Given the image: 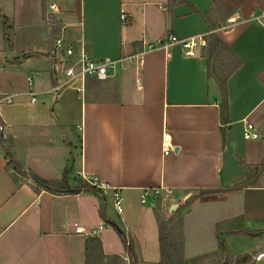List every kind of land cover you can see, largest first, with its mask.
<instances>
[{
  "label": "crops",
  "instance_id": "1",
  "mask_svg": "<svg viewBox=\"0 0 264 264\" xmlns=\"http://www.w3.org/2000/svg\"><path fill=\"white\" fill-rule=\"evenodd\" d=\"M221 1L231 13L215 10L214 0H70L68 13L57 0H0V264H86L85 241L100 226L104 253L130 264L108 220L134 241L139 264H160L157 202H141L144 189L159 186L175 191L162 201L164 213L199 190L217 191L182 210L187 259L218 250L220 222L242 216L246 224L264 223V0ZM52 2L60 6L58 29ZM62 33L84 38L96 59L144 49V62L119 68L110 79L117 89L105 98L91 89L105 81H89L85 92L56 91L51 51ZM211 33L241 60L227 81V121L219 85L209 78L208 46L188 56L168 42L170 35ZM247 123L257 138L244 137ZM165 134L174 148L169 155ZM10 158L53 180L72 163L78 176L111 187L103 201L91 191L52 193L15 177ZM245 166L260 170L251 186L233 190L247 179ZM112 187L122 191V213Z\"/></svg>",
  "mask_w": 264,
  "mask_h": 264
},
{
  "label": "trees",
  "instance_id": "2",
  "mask_svg": "<svg viewBox=\"0 0 264 264\" xmlns=\"http://www.w3.org/2000/svg\"><path fill=\"white\" fill-rule=\"evenodd\" d=\"M216 9L231 13V10L225 6L221 0H214ZM24 58L28 55H24ZM215 60L213 61V58ZM220 59H218V58ZM218 59V61H217ZM208 74L209 78H213L219 85L221 91V116L223 121L229 120V104L227 97V81L228 78L241 65V60L231 52L229 47L216 34L211 33L208 37ZM224 131V129H223ZM7 155L11 157L10 151ZM13 159L10 158V162ZM73 155L71 161H73ZM74 165L71 163L65 167L63 176L60 180L47 179L39 176L34 172L29 173L31 178L39 187L48 190L52 193H80L83 191H91L95 193L101 201L105 199L104 193L101 189L92 185L82 176L75 175L73 172ZM247 172V179L232 189L239 190L251 186L250 179L255 175L260 168L245 166ZM74 181V183H73ZM217 192L216 190H199L192 198L186 201L183 207H179L171 212V220H166L164 215L155 209V216L159 226V241H160V264H201L213 257H220L229 252V246L225 238V234L233 232L232 224L240 222L246 223L244 217L240 216L230 220H226L217 224V238L219 248L211 254L197 256L187 259L184 253V231H183V208L187 207L194 199L199 196ZM160 201V200H159ZM104 217V212L101 210ZM108 224L113 226L121 237L126 252L128 254L130 264H139L137 253L135 250L134 241L128 238L126 233L113 221L108 220ZM230 227V228H229ZM258 233V232H257ZM86 264H126L125 259L120 255H106L103 251V243L100 237L90 236L85 241ZM218 264H226V260L220 261Z\"/></svg>",
  "mask_w": 264,
  "mask_h": 264
},
{
  "label": "built area",
  "instance_id": "3",
  "mask_svg": "<svg viewBox=\"0 0 264 264\" xmlns=\"http://www.w3.org/2000/svg\"><path fill=\"white\" fill-rule=\"evenodd\" d=\"M49 11L51 14H57L60 12V6L56 2H52L49 5ZM120 17L122 21H126L128 15L126 12L121 11ZM258 18H264V11L258 15ZM168 42L169 44L180 45L184 53L188 56H194L197 54V49L208 46V39L203 35L190 36L186 38L170 35L168 37ZM148 47L152 49L155 46L154 44L149 43ZM144 55L145 51L142 49L136 54L128 57H104L96 59L88 52L84 38L69 40L66 35L62 33L60 36L55 38L53 49L51 51L52 71L53 78L55 80L53 89L60 91L65 87H72L79 92H85L89 81H107L108 79L114 77L117 70L123 67L127 62L136 63V65L141 66L144 62ZM2 101L10 102L11 97H5ZM32 101H35V98H33ZM244 137L246 139H255L258 137V134L252 124H246L244 128ZM173 151L174 148L171 143V138L168 134H165L163 137V154L169 155ZM85 179L92 185L101 189L103 192L111 187L106 182L99 180L98 177ZM112 189L114 207L118 213H122V191L116 187H112ZM174 192V188L166 186L147 188L144 189L141 194V202L146 204L149 203V201L156 203L159 200H169L173 197ZM101 229H103V226H100L99 229L92 230L90 234L96 236ZM76 231L79 233H86V230L82 225H76ZM253 258L256 262H263L264 248L257 251Z\"/></svg>",
  "mask_w": 264,
  "mask_h": 264
},
{
  "label": "rangeland",
  "instance_id": "4",
  "mask_svg": "<svg viewBox=\"0 0 264 264\" xmlns=\"http://www.w3.org/2000/svg\"><path fill=\"white\" fill-rule=\"evenodd\" d=\"M65 12L70 11V0H57ZM58 15V14H57ZM57 15L53 16V27L58 29ZM52 20V19H50ZM55 23V24H54ZM218 58V57H217ZM220 59V58H218ZM217 59V61H218ZM215 57L213 58V61ZM91 89L95 90L93 93L97 94L99 98H105L109 95L114 94L117 89V83L113 80L108 79L105 82H100L96 85H92ZM1 126V122H0ZM2 133V129L0 128ZM11 142L8 141L5 145L6 150L10 151ZM11 167L15 169V177L19 179H24L28 177L30 172L25 170L23 165L18 164L16 161H11ZM25 170V171H24ZM77 175L74 173V176ZM74 183V181H73ZM164 204L162 201H157L155 209L159 210L161 214L164 215L166 220H171L172 215L170 211L163 212ZM165 207V206H164ZM233 232L230 234H225L229 246V252L220 257H213L209 260L204 261L201 264H218L222 260H226V264H264L263 262H256L254 260V255L257 251L264 248V223L259 224H241L240 222H235L231 226ZM230 228V227H229ZM117 232V231H116ZM258 232V233H257Z\"/></svg>",
  "mask_w": 264,
  "mask_h": 264
},
{
  "label": "water",
  "instance_id": "5",
  "mask_svg": "<svg viewBox=\"0 0 264 264\" xmlns=\"http://www.w3.org/2000/svg\"><path fill=\"white\" fill-rule=\"evenodd\" d=\"M0 136L2 137V133H0ZM175 207H177V206H173V208L171 209V212L175 209Z\"/></svg>",
  "mask_w": 264,
  "mask_h": 264
}]
</instances>
